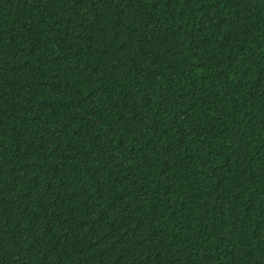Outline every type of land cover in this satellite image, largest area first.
Here are the masks:
<instances>
[{
    "label": "trees",
    "instance_id": "1",
    "mask_svg": "<svg viewBox=\"0 0 264 264\" xmlns=\"http://www.w3.org/2000/svg\"><path fill=\"white\" fill-rule=\"evenodd\" d=\"M0 264H264V0H0Z\"/></svg>",
    "mask_w": 264,
    "mask_h": 264
}]
</instances>
